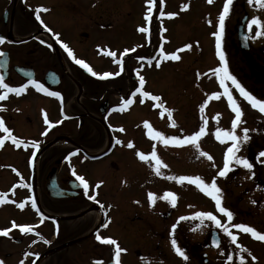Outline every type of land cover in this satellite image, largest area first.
I'll use <instances>...</instances> for the list:
<instances>
[{"label": "flooded vegetation", "instance_id": "obj_1", "mask_svg": "<svg viewBox=\"0 0 264 264\" xmlns=\"http://www.w3.org/2000/svg\"><path fill=\"white\" fill-rule=\"evenodd\" d=\"M37 8L48 9L39 13L40 20L36 19ZM167 12V0H0V36L5 38L0 44V52L5 54L0 56V75L5 83L20 87L35 80L61 94L60 98L49 96L28 84L21 95L9 93L0 101L5 126L12 136L25 141L18 148L0 130V139H4L0 146V194H7L5 203L0 204V230H9L7 236L0 235L4 264H111L115 246L97 241V233L115 239L126 250L120 264H241V256L243 264H264V241L234 227L242 223L264 234V157L259 153H249L246 145L244 158L253 167L248 170L249 184L236 187V195L241 188L244 195H253L252 201L259 206L247 212V222L227 225L237 237L235 242L215 224L199 232L192 221L179 220L175 209H168L161 198L162 183L152 181L155 162L151 152L155 148L165 165L160 175L165 176L168 144L152 139L150 131H159L165 138L172 134L166 124V99L149 88L147 70L151 69L146 66L166 56ZM254 13L244 0H233L221 51L230 73L252 95L264 99V43L256 40L255 26L251 31L247 27ZM219 15L213 19L214 25H219ZM61 20L71 37L59 27ZM109 30L113 32L110 41H93ZM122 32L127 34L125 41ZM118 40L122 43L117 44ZM62 43L98 75L76 64ZM109 51L115 56L107 55ZM120 56L121 61L114 63ZM95 64L116 65L112 71L98 72ZM219 66L214 47L208 67L209 108L202 113V120L201 111L193 115L200 122L197 126L208 130L201 138H209L210 150L225 155L231 141L225 138L222 143L215 132L232 130L235 113L224 88H229L243 112L236 135L242 137L244 128L263 129L264 113L241 97L230 81L220 85L213 72ZM105 72L113 75L100 78ZM140 77L145 80L141 92L150 93L148 97L136 92L141 87ZM152 96L161 100L153 101ZM129 99L131 104H122ZM44 113L51 127L45 123ZM129 142L133 147H128ZM138 152L149 160L142 161ZM97 155L102 157L93 159ZM94 162H100V167L91 169ZM78 176L89 185L87 195ZM153 189L156 199L150 206L148 193ZM20 203L25 205L23 209L17 206ZM93 213L99 215L98 222ZM13 221L18 226L31 225L33 231L22 233L19 227H12ZM173 238L187 260L173 249ZM74 240L79 241L63 247Z\"/></svg>", "mask_w": 264, "mask_h": 264}, {"label": "rangeland", "instance_id": "obj_2", "mask_svg": "<svg viewBox=\"0 0 264 264\" xmlns=\"http://www.w3.org/2000/svg\"><path fill=\"white\" fill-rule=\"evenodd\" d=\"M224 1L212 0L209 3L208 0H178V2L176 0H167L168 19L166 25L168 30V48L166 56L161 62L157 60L147 66L145 65L151 69L150 72L147 70L149 88L157 91V95L166 99L165 109L172 110L171 116H169L167 111L165 114L168 130L172 136L176 133L177 137L181 140L186 136L193 135L201 128L197 126L200 122H196L194 118L193 114L195 111H201L200 120H202L204 118L202 117V113L206 112L209 108L207 89L209 87L210 75L208 67L210 65L211 54L214 47H216V38L213 34L219 30L218 26L213 24V19L221 13ZM244 1L247 7L255 12V17L264 21V8L249 4L248 0ZM184 5H188V7L185 8ZM137 13L138 11L134 12V14ZM169 13H174L175 15L170 18L168 16ZM103 22H105V19ZM59 27L71 37L72 34L68 30L69 28L64 20H61ZM254 29L255 31L257 30L256 27ZM114 32L116 33L115 30ZM107 33L109 35L104 34L100 39L94 38L93 41L102 39L110 41L113 32L109 30ZM121 34L124 37L123 40H127V34L125 32ZM134 39L140 41L138 38ZM256 40L264 43V35L256 37ZM116 43L121 44L122 41L118 40ZM186 45H190V47H185ZM173 54L179 56V59H166V57H170ZM121 58L122 56L116 59L114 63L120 62ZM158 61L160 67L156 66ZM95 65V69L98 72H102L114 70L112 66L116 64ZM156 69H160V71H156ZM107 83L108 85L111 84ZM202 105L203 110H201ZM151 117L152 120L156 119L153 115ZM221 130L231 131L230 129ZM206 133H208L207 129H205ZM263 133L264 128L260 130L250 129L248 132L250 139L247 141L248 143L246 142L247 144L243 143L240 146L237 155L241 158L245 157L246 145L249 147V153L251 154L264 151V140L263 143L261 141L264 136ZM210 135H212V132H210ZM208 139L200 137L196 144H192L191 142L182 145L168 144V170L165 176L160 175V173L157 174L155 167L152 168V181L158 180L162 183V197L166 192L175 193L177 196L175 206L168 200L163 199L168 209H175L174 212L177 214L174 213V215L178 218L182 216L188 217L185 220L192 221L193 228L199 232L204 231L214 223L207 219L203 221L193 219L192 217L196 212H211L221 221V225L230 224L231 226L232 223L247 222V212L253 211L259 206V204L252 201L253 195H244L241 188L237 190L238 194L236 195V187H245L249 184L248 169L232 163L230 164L231 171L225 177H218V171L223 169L225 155L221 154V150L216 149L215 152L210 150L211 142ZM256 140L259 144H257ZM201 152H206L209 155L212 154L213 159L211 161L208 160L207 157L201 155ZM100 165V162H94L89 167L92 169L100 167ZM173 176H199L206 183H211L213 177H216V183L223 192L222 206L234 213L233 220L228 222L227 217L218 212L215 202L211 197L202 192L195 184L188 181L177 182L170 179ZM152 193L155 194L154 189Z\"/></svg>", "mask_w": 264, "mask_h": 264}, {"label": "snow or ice", "instance_id": "obj_3", "mask_svg": "<svg viewBox=\"0 0 264 264\" xmlns=\"http://www.w3.org/2000/svg\"><path fill=\"white\" fill-rule=\"evenodd\" d=\"M208 2L211 3L212 0H208ZM232 3H233V0H225L223 9H222V11L219 15V18H218L219 19V25H218L219 30L213 34L216 38L217 56L219 57V61H220V66L215 68L213 70V72L218 77L219 83L221 86H224L226 81H230L231 85L234 86V88L238 91V93L241 97H243L246 101H248L254 109H258L261 113H264V99H259V98L255 97L254 95H252L249 91H247L245 89L244 86H242L240 84V82L237 80V78L230 73L228 65H227L225 54L223 51H221V38H222L223 33H224L225 19L229 15L230 5H232ZM248 3L257 5L261 8H264V0H248ZM184 7L187 8L188 5H184ZM47 11H48L47 8H37L36 9V13H37L36 19L40 20V15H39L40 12H47ZM151 12H152V8L149 7L148 13H151ZM161 15H164V13L161 12ZM174 15H175L174 13L168 14V16L170 18ZM146 19H148V16H146ZM41 23H43V21H41ZM253 26H255L257 29L255 32L256 36L259 37V36L264 35V21H262L258 17H253L252 19L247 21V27L251 31ZM45 27H47V26L45 25ZM48 31H51V29H48ZM139 31L147 32L148 29L147 28H140ZM4 42H5V38L0 36V44H3ZM62 47L67 51V53L70 57H73L76 64L80 65L82 68L87 70L93 76L98 75L95 71H93V69L83 59H76L73 56L72 50L69 48V46L66 43H62ZM185 47H190V45H186ZM125 51H127V50H125ZM3 55H5V54L3 52H0V56H3ZM107 55L114 57L115 53L109 51L107 53ZM167 58H170L172 60H178L179 56L173 54L170 57H166V59ZM150 63H151V61H150ZM156 66L160 67L159 61L157 62ZM112 75H113L112 73L105 72L102 74V76L100 78H107V77L112 76ZM115 75H119V73H116ZM28 84L34 85L37 90L43 91L49 96L58 97V98L61 97V94L59 92L49 91L47 88L44 87L43 84H41L35 80H29ZM28 84H25V85L20 86V87H12V86L8 85L7 83H5V77L3 75H0V90H3V91H0V101L6 99V97L9 93H14L17 96L21 95L27 89ZM139 84L141 87L137 88L136 92L140 93L142 97H148L150 95V93L141 92V88L145 84V80L143 77L139 78ZM224 92L227 95V100H228L230 108L235 113V118L232 120V125H231L232 130L231 131L217 129V131L215 132L216 139L220 140L222 143L225 141V138L232 142V145L230 147H228L226 150V153L224 156L223 169L218 171V174H217L218 177H225L226 174L229 171H231L230 164H232V163H235L236 165L242 166L248 170H251L253 167L252 163H250L248 159L241 158L237 155V153L240 149V146L250 139V137L248 136L249 129H247V128L243 129L244 135L242 137L235 134V130L237 129V126L240 123H242V120H241L242 115H243L242 109L238 106V103H237L236 99H234L233 95L230 93L229 88L225 87ZM213 95H217V94L214 93ZM151 99L153 101H160L161 100V98L159 96H152ZM131 103H132V100H130V99L122 101L123 105H129ZM0 110H4V109L0 108ZM113 110L115 111L118 109H113ZM119 110H123V107H121ZM201 110H203V105L201 106ZM166 111L168 112L169 116H171L172 110L166 109ZM44 116H45V123L49 124V127H51L52 125L48 121L46 113H44ZM57 123H59V122H57ZM147 126L148 125L146 122L145 127H147ZM0 130H2L4 133H7L11 137L12 143L15 144L16 147L19 148L22 144L25 143L24 140L18 139L15 136L11 135V131L9 128H7L5 126V122H4L2 117H0ZM121 130H123V129H121ZM203 134H205V128L201 127L200 130L195 132L193 135L186 136V137H184L183 140H181L180 138H178L176 136H170V137L165 138V136L159 131H150V135H151L152 139L160 140L166 145L167 144L182 145V144L187 143V142H191L192 144H196L198 138H200ZM3 143H4V139H0V146H3ZM33 143L35 144V142H33ZM117 143H120V141L118 140ZM35 146L38 147V145H35ZM128 147L129 148L133 147L132 142L128 143ZM33 155H35V153H33ZM137 155L139 156V158L142 161L149 160V157L146 156L143 152H138ZM201 155L207 157V159L210 161L213 159V157L206 152H201ZM259 156L264 157V151H261L259 153ZM151 159L155 162V170H156L157 174H159L160 168L162 166H165V165H162L159 157L157 156L155 148L151 152ZM77 179L82 184L83 188L85 189V194L87 195V189L89 187L88 183L85 181V179L83 177L78 176ZM170 179L176 180L177 182L188 181L190 183L195 184L202 192H204L207 196L211 197V199L215 202V206H216V209L218 210V212L223 214L225 217H227L228 222H231L233 220L234 213L232 211H230L228 208L222 206L223 192H222V189L216 183V179H217L216 177H213L211 183H206L203 180V178H201L199 176H196V177H191V176L175 177V176H173V177H170ZM100 183H102V182H100ZM96 187L98 188L99 184H97ZM6 195H7L6 193L0 194V204L5 203L4 197ZM89 198L95 199L94 196H90ZM161 198L164 200H168L173 206H175V203L177 200V196L175 193L166 192L164 194V196ZM148 199L150 201V206H151V204H153L155 202V199H156L155 194L149 192L148 193ZM17 206L19 208L23 209L25 205L23 203H20ZM32 207L33 208L36 207L35 201H32ZM192 218L193 219H200L201 221H203L204 219H207L208 221L213 222L216 226L222 227V230L231 238V240L233 242H235L237 239V237L231 233L229 227L227 225H221V221L219 219H217V217L215 215H213V213H211V212H196ZM185 219H188V217H183V216L179 217V220H185ZM12 227L13 228L19 227L20 231L22 233H30L33 231V226H31V225H19L18 226L14 221L12 222ZM103 227H107V224H104ZM234 227L239 229V230H242L243 232L250 233L252 235V237L257 239V240L264 241V234L258 232L255 228H253L251 226H248V225L241 223V224H235ZM175 228H176V225L174 224L172 226L173 232L175 231ZM8 234H9L8 229L0 230V235L7 236ZM37 235H39V233H37ZM41 238L43 239V237H41ZM96 240L103 243V244H106V245H114L115 246L114 256H113V261L111 262V264H120L121 253L126 251V250L122 249L118 245V243L115 239L110 238V237L102 238L99 235V233H97V235H96ZM45 242L47 243V241H45ZM171 244H172L173 249L175 250V252L178 255L183 257V259H185V260L188 259L185 252L180 247L177 246V241L174 238L171 240ZM243 251L248 252L247 249H243ZM248 254L251 255L250 252H248ZM252 259L255 260L256 258L253 256ZM228 260H232L231 255L228 256ZM240 261H241V264H243V261H244L243 256L240 257ZM0 264H4V262L2 260H0ZM20 264H23V261H21Z\"/></svg>", "mask_w": 264, "mask_h": 264}, {"label": "water", "instance_id": "obj_4", "mask_svg": "<svg viewBox=\"0 0 264 264\" xmlns=\"http://www.w3.org/2000/svg\"><path fill=\"white\" fill-rule=\"evenodd\" d=\"M100 157H101V155H100V156H96L95 159L100 158ZM78 241H79V240H74V241L68 242V243L64 244L63 247H67V246L74 245V244L77 243Z\"/></svg>", "mask_w": 264, "mask_h": 264}, {"label": "bare ground", "instance_id": "obj_5", "mask_svg": "<svg viewBox=\"0 0 264 264\" xmlns=\"http://www.w3.org/2000/svg\"><path fill=\"white\" fill-rule=\"evenodd\" d=\"M94 215H92V216H95V219H96V222H98V220H99V215L97 214V213H93Z\"/></svg>", "mask_w": 264, "mask_h": 264}]
</instances>
